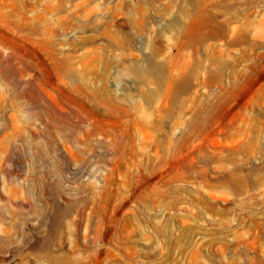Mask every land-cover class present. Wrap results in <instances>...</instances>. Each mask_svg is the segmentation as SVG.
I'll use <instances>...</instances> for the list:
<instances>
[{
	"label": "rangeland",
	"instance_id": "rangeland-1",
	"mask_svg": "<svg viewBox=\"0 0 264 264\" xmlns=\"http://www.w3.org/2000/svg\"><path fill=\"white\" fill-rule=\"evenodd\" d=\"M0 264H264V0H0Z\"/></svg>",
	"mask_w": 264,
	"mask_h": 264
}]
</instances>
